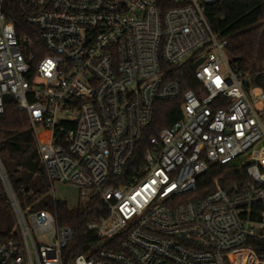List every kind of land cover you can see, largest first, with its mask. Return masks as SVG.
<instances>
[{"label": "built area", "instance_id": "1", "mask_svg": "<svg viewBox=\"0 0 264 264\" xmlns=\"http://www.w3.org/2000/svg\"><path fill=\"white\" fill-rule=\"evenodd\" d=\"M217 1L0 0V115L11 97L53 190L74 186L105 212L86 225L101 243L66 261L74 229L22 208L0 162L17 223L0 264H264L245 245L264 240V87L231 65L206 15ZM7 2L24 12L21 35ZM185 65L195 89L174 77ZM177 99L179 119L132 170L155 102ZM215 164L249 180L190 197Z\"/></svg>", "mask_w": 264, "mask_h": 264}, {"label": "trees", "instance_id": "2", "mask_svg": "<svg viewBox=\"0 0 264 264\" xmlns=\"http://www.w3.org/2000/svg\"><path fill=\"white\" fill-rule=\"evenodd\" d=\"M6 6H12L7 15L15 21L19 34H23L27 30L23 10L13 2H7ZM206 15L218 37L228 40L226 51L233 68L250 76L246 87H264V68L261 67L264 63V0H218L207 6ZM180 70L174 77L183 81L185 89H195L190 65ZM180 114L179 99L155 102L153 121L137 147L132 170L141 166L145 150L157 140L160 130L172 126ZM0 162L22 208H29L31 212L47 210L56 216L60 225L74 229V236L64 249L66 261L79 253L93 251L101 243L99 235L86 228L88 222L105 215L101 200L93 196L86 203L70 207L53 197V183L39 160L28 115L14 109L11 97L7 99L4 114L0 115ZM248 180L243 169L226 170L225 166L215 164L198 177L196 190L190 197L205 196L217 186L228 188L233 183L242 186ZM263 209L261 206L253 208L254 214ZM13 224L12 205L0 178V234L17 237V231L12 230ZM245 245L264 257V240L249 238ZM231 258L235 260L234 255Z\"/></svg>", "mask_w": 264, "mask_h": 264}, {"label": "rangeland", "instance_id": "3", "mask_svg": "<svg viewBox=\"0 0 264 264\" xmlns=\"http://www.w3.org/2000/svg\"><path fill=\"white\" fill-rule=\"evenodd\" d=\"M261 67L264 68V63L262 64ZM255 107L258 110L263 109L262 107L258 106L256 103H255ZM53 194L56 199L66 202L70 207H76L79 205V203H83L84 201V199L79 196V190L77 188L71 185H64L58 182L55 183L54 185ZM12 230L17 231V223L15 217H14V224L12 226Z\"/></svg>", "mask_w": 264, "mask_h": 264}, {"label": "water", "instance_id": "4", "mask_svg": "<svg viewBox=\"0 0 264 264\" xmlns=\"http://www.w3.org/2000/svg\"><path fill=\"white\" fill-rule=\"evenodd\" d=\"M202 61H203V58H201L198 61H196L195 63H193L191 66L192 70H195Z\"/></svg>", "mask_w": 264, "mask_h": 264}, {"label": "bare ground", "instance_id": "5", "mask_svg": "<svg viewBox=\"0 0 264 264\" xmlns=\"http://www.w3.org/2000/svg\"><path fill=\"white\" fill-rule=\"evenodd\" d=\"M239 254H241V252L237 253V255H239ZM232 255H233V254H232ZM232 255H231V256H232ZM234 256H235V259H236L237 256H236V255H234ZM237 258H238V257H237ZM231 259H232V258H231ZM233 261H234V260H233Z\"/></svg>", "mask_w": 264, "mask_h": 264}]
</instances>
